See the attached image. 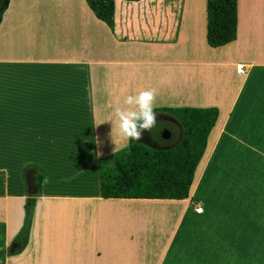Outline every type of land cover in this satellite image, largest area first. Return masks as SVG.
<instances>
[{"label":"crops","instance_id":"0c3cea01","mask_svg":"<svg viewBox=\"0 0 264 264\" xmlns=\"http://www.w3.org/2000/svg\"><path fill=\"white\" fill-rule=\"evenodd\" d=\"M114 3L113 29L85 0H8L0 17V264L264 259V0L242 15L237 1L236 39L219 48L206 0ZM148 89L176 125L165 110L218 111L189 197L102 198L100 168L130 143L115 108ZM29 166L44 173L34 197Z\"/></svg>","mask_w":264,"mask_h":264},{"label":"trees","instance_id":"16d2710c","mask_svg":"<svg viewBox=\"0 0 264 264\" xmlns=\"http://www.w3.org/2000/svg\"><path fill=\"white\" fill-rule=\"evenodd\" d=\"M4 1L8 3V0H0V6ZM85 1L98 19L114 28V0ZM237 1L206 0V43L209 47L219 48L236 39ZM164 112L172 114L179 122L181 133L178 142L169 148H154L130 139L128 151L116 158L113 167L100 168L102 198L183 200L189 197L218 111L215 108H178ZM28 168L37 172L35 184L39 194L44 173L35 166ZM31 206L33 199L26 205L27 215L15 239L17 243H23L28 235Z\"/></svg>","mask_w":264,"mask_h":264},{"label":"clouds","instance_id":"9594fccd","mask_svg":"<svg viewBox=\"0 0 264 264\" xmlns=\"http://www.w3.org/2000/svg\"><path fill=\"white\" fill-rule=\"evenodd\" d=\"M156 92L153 89L140 91L137 95H129L125 104L127 108L116 107L119 133L125 140L143 139L142 133L150 132L156 127L157 114L154 112ZM101 155V153H97Z\"/></svg>","mask_w":264,"mask_h":264},{"label":"rangeland","instance_id":"374dc122","mask_svg":"<svg viewBox=\"0 0 264 264\" xmlns=\"http://www.w3.org/2000/svg\"><path fill=\"white\" fill-rule=\"evenodd\" d=\"M244 1L245 0H240L241 15L243 14V10L245 12V9L247 8L245 5L246 3L242 4ZM156 120H157L156 127L153 128L150 132L142 133L143 139L141 141L143 143H146L145 144L146 146L154 147V148H167V147H170L173 143H177V141L179 140V137H180L181 127L179 125H176V123L173 122L171 119L169 120V119H166L165 117L156 116ZM164 130H167L168 132H170L169 136L168 137L166 136L168 139L165 136L164 137L162 136V132ZM106 167H109V166H107L106 164L104 166H102V168H106ZM26 205L28 206V203ZM32 208H33V206L30 207V216L32 214ZM29 230H30V225H29ZM28 238H29V231H28V235H27V237H25V240L23 241V243L22 242L20 243L21 246H18L14 250V252L11 254L21 253L27 244ZM259 257L257 260H255L256 262H253L250 264H254V263L255 264H264V259H262L261 257L259 258Z\"/></svg>","mask_w":264,"mask_h":264},{"label":"water","instance_id":"95a60500","mask_svg":"<svg viewBox=\"0 0 264 264\" xmlns=\"http://www.w3.org/2000/svg\"><path fill=\"white\" fill-rule=\"evenodd\" d=\"M6 1L3 2V4L0 6V13L4 10L6 6ZM166 137V136H165ZM26 185H27V192L28 195L34 196L37 193V186L35 185V175L34 171H29L26 175ZM17 248V244L13 243L10 249V252L13 253L14 249Z\"/></svg>","mask_w":264,"mask_h":264},{"label":"flooded vegetation","instance_id":"af4514ba","mask_svg":"<svg viewBox=\"0 0 264 264\" xmlns=\"http://www.w3.org/2000/svg\"><path fill=\"white\" fill-rule=\"evenodd\" d=\"M169 133H170V132H168L167 130H164V131L162 132V136H163V137H164V136H167V137H168V136H169Z\"/></svg>","mask_w":264,"mask_h":264},{"label":"built area","instance_id":"2783aa9c","mask_svg":"<svg viewBox=\"0 0 264 264\" xmlns=\"http://www.w3.org/2000/svg\"><path fill=\"white\" fill-rule=\"evenodd\" d=\"M241 68H238V70H240ZM197 212H201V209L200 208H197L196 209Z\"/></svg>","mask_w":264,"mask_h":264}]
</instances>
